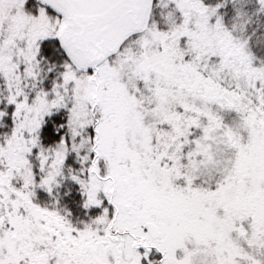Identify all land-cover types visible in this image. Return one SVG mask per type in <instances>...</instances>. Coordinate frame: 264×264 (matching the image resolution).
<instances>
[{"label":"snow or ice","instance_id":"6c2138e0","mask_svg":"<svg viewBox=\"0 0 264 264\" xmlns=\"http://www.w3.org/2000/svg\"><path fill=\"white\" fill-rule=\"evenodd\" d=\"M0 264H264V0H0Z\"/></svg>","mask_w":264,"mask_h":264}]
</instances>
